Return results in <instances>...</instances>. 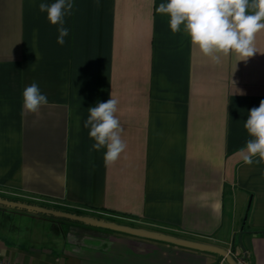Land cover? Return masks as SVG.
<instances>
[{
    "label": "crops",
    "instance_id": "crops-1",
    "mask_svg": "<svg viewBox=\"0 0 264 264\" xmlns=\"http://www.w3.org/2000/svg\"><path fill=\"white\" fill-rule=\"evenodd\" d=\"M54 2L0 0V198L264 264V164L246 165L237 154L253 139L244 128L248 112L264 100V30L252 57L237 62L230 54L216 64L183 25L171 32L170 17L156 11L168 0H73L61 46L58 26L38 8ZM33 82L48 104L26 113L22 92ZM111 93L127 147L105 166L106 149L92 150L84 122ZM0 257L10 264H226L212 253L3 206Z\"/></svg>",
    "mask_w": 264,
    "mask_h": 264
},
{
    "label": "clouds",
    "instance_id": "clouds-1",
    "mask_svg": "<svg viewBox=\"0 0 264 264\" xmlns=\"http://www.w3.org/2000/svg\"><path fill=\"white\" fill-rule=\"evenodd\" d=\"M73 0H55L40 3L39 11L47 13V20L57 27V44L63 46L69 30L64 27V17L71 15ZM156 11L170 17L169 26L173 34L183 31L199 52L219 64L222 57L234 55L236 61H246L257 53L255 35L264 30V0H168ZM234 85V81H232ZM235 87V85H234ZM243 95V91L235 89ZM110 99L88 109L84 127L89 129V138L95 142L92 150L106 149L105 166L115 163L126 149L121 138L123 129L116 116L119 101L110 94ZM23 111L36 113L48 98L35 82L22 92ZM250 139L237 153L246 165L264 164V100L248 112L244 123ZM255 157L258 159L254 160Z\"/></svg>",
    "mask_w": 264,
    "mask_h": 264
},
{
    "label": "water",
    "instance_id": "water-1",
    "mask_svg": "<svg viewBox=\"0 0 264 264\" xmlns=\"http://www.w3.org/2000/svg\"><path fill=\"white\" fill-rule=\"evenodd\" d=\"M0 206L9 207L13 209H18L22 211H27L30 213L38 214V215H45L50 216L56 219L67 220L71 222L80 223L89 227L103 229L115 233H121L133 237H138L142 239L157 241L161 243H165L168 245H173L180 248L192 249L197 251H202L206 253L215 254L226 262V264H243L245 261V256L241 259L237 260L230 252L225 249L208 245L204 243H198L193 241H188L168 235H164L161 233H155L150 231H145L141 229L131 228L127 226L118 225L116 223L107 222L100 219H95L86 216H79L63 211L53 210L41 206H35L30 204H25L21 202L9 201L0 198Z\"/></svg>",
    "mask_w": 264,
    "mask_h": 264
},
{
    "label": "trees",
    "instance_id": "trees-1",
    "mask_svg": "<svg viewBox=\"0 0 264 264\" xmlns=\"http://www.w3.org/2000/svg\"><path fill=\"white\" fill-rule=\"evenodd\" d=\"M64 212H67V213H71V214H75V215H79V216H86L85 214L81 213V212H78V211H71V210H63ZM262 234V233H260Z\"/></svg>",
    "mask_w": 264,
    "mask_h": 264
},
{
    "label": "built area",
    "instance_id": "built-area-1",
    "mask_svg": "<svg viewBox=\"0 0 264 264\" xmlns=\"http://www.w3.org/2000/svg\"><path fill=\"white\" fill-rule=\"evenodd\" d=\"M229 252V251H228ZM0 264H10L8 262H6L5 260H3L1 257H0Z\"/></svg>",
    "mask_w": 264,
    "mask_h": 264
}]
</instances>
